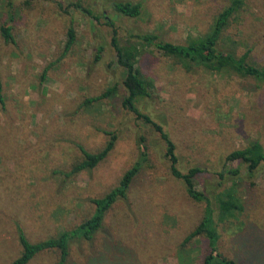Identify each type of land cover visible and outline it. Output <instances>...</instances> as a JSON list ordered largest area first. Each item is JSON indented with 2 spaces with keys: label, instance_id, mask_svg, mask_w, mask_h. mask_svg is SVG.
Wrapping results in <instances>:
<instances>
[{
  "label": "rangeland",
  "instance_id": "374dc122",
  "mask_svg": "<svg viewBox=\"0 0 264 264\" xmlns=\"http://www.w3.org/2000/svg\"><path fill=\"white\" fill-rule=\"evenodd\" d=\"M112 1L0 0V26L10 21L14 38L6 42L0 33V264H10L20 252L17 226L30 241L73 228L92 214L91 199L136 163L127 195L106 212L92 240H71L67 264H201L207 252L204 238L183 243L204 204L171 175L158 133L121 105L123 70L109 43L110 27L73 3L103 12L120 38L150 31L184 43L188 34L206 33L228 0H130L142 5L137 18L116 13ZM70 25L76 41L61 56ZM224 37L226 49L247 51L249 62L264 66V0H246ZM98 45L103 50L96 60ZM138 65L156 89L137 106L174 141L181 171L203 169L196 188L212 197L220 190L219 171L239 169L235 190L244 208L218 223L219 251L240 264H264V164L252 178L237 161L223 166L226 154L252 140L264 147V81L200 66L187 71L152 48ZM114 84L115 95L85 103ZM106 132L116 139L105 159L67 176L81 156L79 146L99 150ZM140 139L147 148L144 161ZM56 252L43 251L27 264H54Z\"/></svg>",
  "mask_w": 264,
  "mask_h": 264
},
{
  "label": "trees",
  "instance_id": "16d2710c",
  "mask_svg": "<svg viewBox=\"0 0 264 264\" xmlns=\"http://www.w3.org/2000/svg\"><path fill=\"white\" fill-rule=\"evenodd\" d=\"M246 0H228L226 5L216 14L209 30L203 34H188L184 43H174L160 38L154 32H129L127 37L120 38L118 29L112 20H108L104 13L97 14L90 7H84L79 2L73 5L85 12L95 20L104 18L105 23L110 27V46L113 49L115 62L122 68L123 77L121 85L125 91L121 105L131 112L136 119L150 125L156 131L164 143L165 157L169 162V169L172 176L180 179L185 187L187 195L196 202H202L203 213L199 223L185 237L184 242L192 238H204L207 242V252L203 256L201 264H240L234 258L224 255L219 251L218 223H223L243 210V204L236 189V178L239 169L223 168L218 173L219 191L210 197L204 190H199L195 185V176L203 171L198 166H192L187 171H181L178 167L179 157L176 152V144L163 127L154 121L151 116L142 112L137 101L142 98H149L156 89L154 80L141 72L139 58L147 48L155 49L162 55L190 71L194 67H203L212 73H232L241 77H253L258 81H264V66H258L246 59L248 52L238 54L235 48L226 49L222 45L224 33L231 22L239 16ZM113 10L123 16L137 18L141 14L142 5L140 2L130 0H113ZM0 33L6 42H13L10 21L0 26ZM76 41V30L70 25L66 30V40L61 56H64ZM103 50L98 45L95 59L100 58ZM249 51V50H248ZM60 56V58H61ZM117 85L107 87L98 95L88 97L85 103L92 104L111 97L117 93ZM2 86L0 80V104L3 105ZM109 137L104 146L97 151H89L79 146L81 156L70 166L67 176L76 175L80 172L90 171L105 159L113 148L116 135L114 132H106ZM140 159H147V148L139 141ZM229 161H237L246 166L247 177L252 178L261 164H264V147L258 140L250 141L246 146L230 151L224 157V165ZM138 171V163L128 168L120 177L117 184L101 196L91 199L94 210L92 214L75 225L73 228L59 231L57 234L48 236L38 241H30L23 229L17 226V239L20 245V252L10 264H27L35 255L47 251H57V258L54 264H67L69 257V245L71 240L79 239L90 241L102 227L106 212L113 204L127 195L130 184ZM231 181V186L227 182Z\"/></svg>",
  "mask_w": 264,
  "mask_h": 264
}]
</instances>
